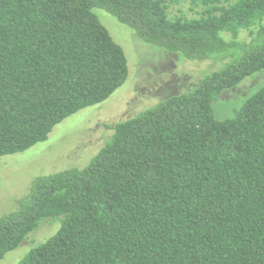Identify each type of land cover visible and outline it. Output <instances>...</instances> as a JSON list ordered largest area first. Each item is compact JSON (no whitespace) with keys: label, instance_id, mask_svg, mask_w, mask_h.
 Here are the masks:
<instances>
[{"label":"trees","instance_id":"1","mask_svg":"<svg viewBox=\"0 0 264 264\" xmlns=\"http://www.w3.org/2000/svg\"><path fill=\"white\" fill-rule=\"evenodd\" d=\"M181 3L196 15L171 14ZM97 7L186 59L240 55L114 123L85 167L38 176L0 216V259L59 220L20 264H264V87L235 117L213 105L264 71V0H0V156L126 82L128 58Z\"/></svg>","mask_w":264,"mask_h":264},{"label":"rangeland","instance_id":"2","mask_svg":"<svg viewBox=\"0 0 264 264\" xmlns=\"http://www.w3.org/2000/svg\"><path fill=\"white\" fill-rule=\"evenodd\" d=\"M100 21L110 30L128 58L129 76L106 101L87 106L56 125L46 141L12 155L0 156V216L17 210L20 201L41 175L72 167L83 168L106 144L111 126L155 104L171 93L191 90L196 82L239 57L234 50L228 58L189 60L144 41L133 28L111 13L94 8ZM171 14L195 16L189 4H173ZM260 23H264V18ZM222 36L229 40V32ZM239 41H250L247 29H241ZM193 85V86H192ZM192 86V87H191ZM264 87V71L246 77L237 87L227 89L214 101L216 118L235 117L246 101ZM60 221L43 223L18 248L9 251L0 264H20L35 246L54 235Z\"/></svg>","mask_w":264,"mask_h":264}]
</instances>
